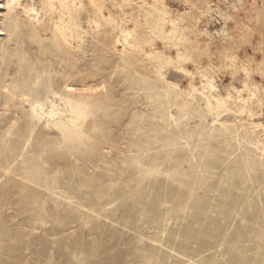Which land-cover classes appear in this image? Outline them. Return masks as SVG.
Segmentation results:
<instances>
[{"label": "rangeland", "instance_id": "374dc122", "mask_svg": "<svg viewBox=\"0 0 264 264\" xmlns=\"http://www.w3.org/2000/svg\"><path fill=\"white\" fill-rule=\"evenodd\" d=\"M56 1L0 0V264H264V0Z\"/></svg>", "mask_w": 264, "mask_h": 264}, {"label": "bare ground", "instance_id": "6f19581e", "mask_svg": "<svg viewBox=\"0 0 264 264\" xmlns=\"http://www.w3.org/2000/svg\"><path fill=\"white\" fill-rule=\"evenodd\" d=\"M87 1H88V4L90 5V7L92 8V14H93V17L89 22V26H91L90 28H93L98 33L99 30L104 29L107 26H109L111 28L114 24H117V21L114 19L113 15L111 14V12L109 11V9L107 7L106 0H87ZM113 1H114V4H113L114 6L113 5L112 6L115 7V9L118 12L123 11L125 8H127L129 6H133V5L138 6V5H140L141 2H143L142 0H113ZM134 1H136V2L139 1V3L134 4ZM51 2H53V4H55V5H60L59 2H57L56 0H51ZM162 6L167 11V6L165 4V0H163ZM1 8H3V7H1ZM25 16H27L31 20V22H34V23L39 22V18H38L39 12L34 7H29V9L27 11H25ZM186 16H189V12H187V13L185 12L184 14L180 15L179 17L183 18ZM63 17H65V23H67L68 25H73L76 21V19L74 18V15L72 14L71 11H67L65 14H63ZM88 20H89V18H88ZM88 20H87V22H88ZM176 22H177V20L171 19V24H176ZM1 33L2 32L0 30V35H2ZM161 41L165 47L169 46V44L165 41V39H162ZM138 47L141 49L142 53H145V54L147 53V55L152 54L153 51H155V49H156V48H153L152 51L149 50V52H146L143 47H140V45ZM67 90H68V92H71V93L77 92V89L70 87V86H67ZM84 92L86 93V92H93V91H92V89H84ZM232 95L236 96L241 102L248 103L254 98V85L249 86L248 84H246L244 86L243 90L242 89L241 90L233 89L232 92L229 93L228 96H232ZM8 98H9V92L8 91H6L5 89L0 91V100L1 99H8Z\"/></svg>", "mask_w": 264, "mask_h": 264}]
</instances>
